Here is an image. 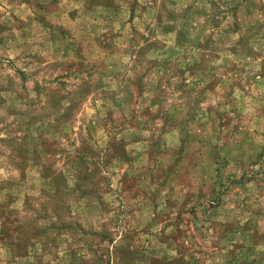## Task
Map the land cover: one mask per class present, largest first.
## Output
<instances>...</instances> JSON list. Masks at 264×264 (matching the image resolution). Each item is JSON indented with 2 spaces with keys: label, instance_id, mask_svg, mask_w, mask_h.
<instances>
[{
  "label": "rangeland",
  "instance_id": "rangeland-1",
  "mask_svg": "<svg viewBox=\"0 0 264 264\" xmlns=\"http://www.w3.org/2000/svg\"><path fill=\"white\" fill-rule=\"evenodd\" d=\"M0 264H264V0H0Z\"/></svg>",
  "mask_w": 264,
  "mask_h": 264
}]
</instances>
